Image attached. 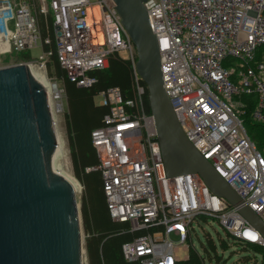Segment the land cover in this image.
Here are the masks:
<instances>
[{"label":"built area","instance_id":"2783aa9c","mask_svg":"<svg viewBox=\"0 0 264 264\" xmlns=\"http://www.w3.org/2000/svg\"><path fill=\"white\" fill-rule=\"evenodd\" d=\"M143 5L157 39L163 88L185 137L264 224V145L249 138L243 121L249 114L264 127V0ZM37 13L50 14L58 63L76 86L90 87L95 78L89 73L105 69L111 55L131 63L132 98L117 88L101 92L95 100L109 113L90 134L111 219L147 231L122 245L123 259L176 264L200 217L217 220L240 243L264 248L261 235L197 175L165 176L135 48L112 0H0V55L40 49L36 59L13 65L44 70L52 120L65 113L66 100L61 82L46 73L51 53L42 49Z\"/></svg>","mask_w":264,"mask_h":264},{"label":"water","instance_id":"95a60500","mask_svg":"<svg viewBox=\"0 0 264 264\" xmlns=\"http://www.w3.org/2000/svg\"><path fill=\"white\" fill-rule=\"evenodd\" d=\"M146 0H112L136 52L164 174L197 175L264 239V224L185 137L163 88ZM57 147L48 98L28 65L0 68V264H82L75 191L52 168Z\"/></svg>","mask_w":264,"mask_h":264},{"label":"trees","instance_id":"16d2710c","mask_svg":"<svg viewBox=\"0 0 264 264\" xmlns=\"http://www.w3.org/2000/svg\"><path fill=\"white\" fill-rule=\"evenodd\" d=\"M36 21L42 39V49L51 53L46 62L48 75L59 80L64 89L66 100L64 123L70 148L71 165L75 177L83 188L80 216L85 234L86 264H137L126 262L123 259L121 247L126 242L144 236L147 231H130L128 223L116 222L111 219L102 189L100 171L96 169L98 165L96 153L90 139L93 130L104 126L103 119L109 113L107 106L95 103L96 97L101 92L109 88H117L124 98H132L131 63L118 55H111L105 69H95L89 73L91 77L95 78V82L90 87H78L66 78L65 71L58 63L50 14L44 16L37 13ZM46 39L49 42L45 44ZM20 55H25V53L14 56H18L21 61L32 60ZM142 85L146 88L143 82ZM143 103L145 112L150 113L146 95ZM250 139L258 148L264 145V133H255L251 135ZM198 220L207 221L206 218L200 217L196 218L194 222ZM193 232L194 228L190 231L187 242H191ZM205 234L207 244L201 243L204 254L209 258L213 254L218 259L213 238L208 233ZM241 244L244 247L252 246L253 252L260 256L258 264H264L263 247L249 243ZM202 260V256L190 245L186 259L178 260L176 264H202Z\"/></svg>","mask_w":264,"mask_h":264},{"label":"rangeland","instance_id":"374dc122","mask_svg":"<svg viewBox=\"0 0 264 264\" xmlns=\"http://www.w3.org/2000/svg\"><path fill=\"white\" fill-rule=\"evenodd\" d=\"M46 1L49 2L50 0ZM39 53L40 49L35 48L25 53V55L20 56L29 57L33 60L37 58ZM20 61L21 60L18 56H14L12 54L0 55V68L12 66L13 64ZM34 69L35 71L42 74L44 72V70L38 67L37 64L34 66ZM46 73L48 75L47 68ZM248 99L249 98H243V100L247 103ZM95 103L98 104L96 100ZM243 121L245 129L248 132L250 138L251 135L255 133H264V127L262 125L253 123L249 114L243 116ZM55 122L56 124L54 130L55 133L58 134L60 151L58 155L53 159L52 165L53 169L56 172H60V174H62L63 176L65 175L66 178H68L75 186V198L78 214L80 217V237L82 241V249H84L85 234L82 228V221L80 216L83 188L78 179L75 177L72 170L70 148L64 123V114L55 117ZM193 228L194 232L191 235V242H186V245L187 247L191 245L193 249H195L199 253V255L202 256V264H258L260 262V256L259 254L253 252L252 246L244 247L238 240L234 238V236H232V234L226 228L220 226L217 220H198L196 222H193ZM205 233H208L209 236L213 238L215 244V252L218 259H216L213 254H211V258H209L208 255L204 254L203 249L201 247V243H206ZM173 241H176V238H173ZM187 255V250L184 251L182 248H180L175 254V256L179 260H185ZM82 264H86L85 249L82 251Z\"/></svg>","mask_w":264,"mask_h":264},{"label":"bare ground","instance_id":"6f19581e","mask_svg":"<svg viewBox=\"0 0 264 264\" xmlns=\"http://www.w3.org/2000/svg\"><path fill=\"white\" fill-rule=\"evenodd\" d=\"M30 72L32 73V75L35 77V79L43 86L45 87L46 86V83H45V79H44V75L42 73H39L37 71H35L34 67H31L29 68ZM55 120V118L53 119ZM55 127V125H54ZM56 134V140H57V147H56V150H55V153H54V156H53V159L58 155L59 151H60V144H59V140H58V134ZM53 159H52V164H53ZM52 168H53V165H52ZM54 170V169H53ZM55 171V170H54ZM56 172V171H55ZM58 173V172H57ZM60 174V172L58 173ZM61 176H63L62 174H60ZM65 179L68 180V182L71 184V186L73 187V189L75 188L74 184H72V182L66 178V176L64 175L63 176ZM75 191V190H74Z\"/></svg>","mask_w":264,"mask_h":264}]
</instances>
